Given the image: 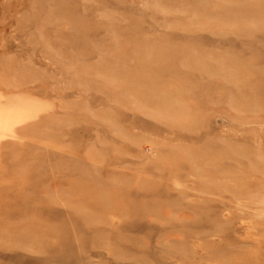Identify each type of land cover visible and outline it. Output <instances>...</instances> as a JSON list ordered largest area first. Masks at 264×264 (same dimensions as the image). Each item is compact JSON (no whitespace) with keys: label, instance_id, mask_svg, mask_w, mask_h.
<instances>
[{"label":"rangeland","instance_id":"1","mask_svg":"<svg viewBox=\"0 0 264 264\" xmlns=\"http://www.w3.org/2000/svg\"><path fill=\"white\" fill-rule=\"evenodd\" d=\"M0 264H264V0H0Z\"/></svg>","mask_w":264,"mask_h":264}]
</instances>
